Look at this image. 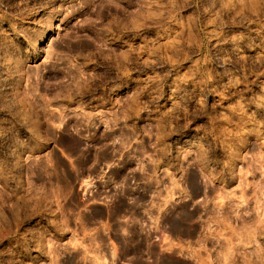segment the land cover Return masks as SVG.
<instances>
[{
	"label": "rangeland",
	"instance_id": "obj_1",
	"mask_svg": "<svg viewBox=\"0 0 264 264\" xmlns=\"http://www.w3.org/2000/svg\"><path fill=\"white\" fill-rule=\"evenodd\" d=\"M0 17V264H264V0Z\"/></svg>",
	"mask_w": 264,
	"mask_h": 264
},
{
	"label": "bare ground",
	"instance_id": "obj_2",
	"mask_svg": "<svg viewBox=\"0 0 264 264\" xmlns=\"http://www.w3.org/2000/svg\"><path fill=\"white\" fill-rule=\"evenodd\" d=\"M235 1V0H234ZM229 2V1H228ZM232 2V1H231ZM230 2V3H231ZM229 3V4H230ZM234 3V2H233ZM235 3H237V1L235 2ZM234 5V4H233ZM225 7V6H224ZM231 7V6H230ZM1 18V17H0ZM7 20H9V19H7ZM6 19H1L0 20V27H1V30H2V32H3V34L5 35V36H7V37H9V39H11V41L13 42V41H15L16 43L19 41V38H20V36H18V35H16V29H14L15 27H14V24H11V23H9L8 21H7ZM34 27V26H33ZM32 27V28H33ZM38 28V27H37ZM31 29V28H30ZM35 30V29H34ZM34 30H33V33H34ZM38 33V32H37ZM217 34V33H216ZM39 35V34H38ZM45 36V35H44ZM164 37V36H163ZM166 37V36H165ZM215 38V37H214ZM22 39V38H21ZM160 39V38H159ZM156 40V39H155ZM162 40V39H161ZM160 40V41H161ZM21 41V40H20ZM148 41V40H147ZM144 42V44L145 43H148V42ZM153 42H154V40H152ZM159 41V42H160ZM163 41V40H162ZM166 41V40H165ZM14 42V43H15ZM155 42H157V41H155ZM164 42V41H163ZM169 42V41H168ZM165 43V42H164ZM171 43V42H170ZM156 44V43H155ZM162 44V43H161ZM171 44H173V43H171ZM17 45V44H16ZM148 45H149V43H148ZM170 45V44H169ZM233 45V44H232ZM174 46V45H173ZM172 46V47H173ZM176 46V45H175ZM166 47V46H165ZM170 48V47H169ZM1 61V60H0ZM2 63H3V61H2ZM5 63V62H4ZM3 63V64H4ZM2 66V65H1ZM1 76V75H0ZM174 77V76H173ZM0 78H2V77H0ZM3 79V78H2ZM150 79V78H149ZM5 81V80H4ZM176 81H173V80H171L170 82L168 81L167 83H166V85H165V90H164V92H165V94H166V98H165V104L167 105V106H173L174 104H175V99L177 98V97H175V95L174 94H176L175 93V90H176V88L177 87H179L176 83H175ZM182 82V81H181ZM180 82V83H181ZM0 83H2V82H0ZM151 84H152V81L150 82ZM150 83H146V84H150ZM178 83V82H177ZM179 83V84H180ZM150 84V85H151ZM154 84H155V82H154ZM3 85V84H2ZM5 85V84H4ZM152 86V85H151ZM181 86V85H180ZM1 87V86H0ZM154 86H152V88H153ZM157 88V87H156ZM5 89V88H4ZM180 89V88H179ZM179 92V91H178ZM3 93V92H2ZM164 94V95H165ZM178 94V93H177ZM2 95V94H1Z\"/></svg>",
	"mask_w": 264,
	"mask_h": 264
}]
</instances>
